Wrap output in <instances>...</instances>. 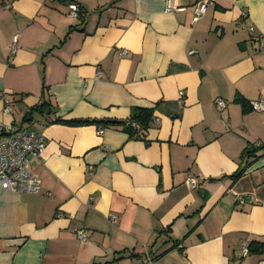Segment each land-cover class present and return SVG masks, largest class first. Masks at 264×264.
Returning a JSON list of instances; mask_svg holds the SVG:
<instances>
[{"label":"crops","instance_id":"1","mask_svg":"<svg viewBox=\"0 0 264 264\" xmlns=\"http://www.w3.org/2000/svg\"><path fill=\"white\" fill-rule=\"evenodd\" d=\"M71 1L84 24L72 3L0 0V125L47 137L41 192L0 184V264H264L242 252L264 242V150L245 156L264 145V0H211L197 23L200 0ZM45 100L55 112L24 122ZM158 103L142 139L56 122Z\"/></svg>","mask_w":264,"mask_h":264},{"label":"built area","instance_id":"2","mask_svg":"<svg viewBox=\"0 0 264 264\" xmlns=\"http://www.w3.org/2000/svg\"><path fill=\"white\" fill-rule=\"evenodd\" d=\"M175 0H167V12L175 10H183L177 7ZM211 0H200L193 8V22H199L208 12ZM71 14L74 18L80 19L82 9L77 3L70 5ZM252 32L254 28L250 29ZM260 49L264 51V44H260ZM19 50V35H15L11 46V51L16 54ZM195 53L192 51L191 54ZM126 51L122 52L125 56ZM184 94V93H182ZM219 110L223 111L227 108L226 101L217 100ZM255 111H264V101L252 103ZM6 112H12L10 104L7 106ZM47 148V137L45 135L38 136L33 132L27 131L22 127L5 128L0 125V184L6 190L21 194H38L41 192L42 183L36 177L31 168L34 160L40 159ZM189 186L194 189L197 187V179H188ZM237 201L241 204L245 203V199L240 197L236 192ZM116 221V217H113ZM77 237L82 243L88 242L87 233L84 230H77ZM242 252L245 256L250 254L249 246L244 245ZM147 262H151L147 259Z\"/></svg>","mask_w":264,"mask_h":264},{"label":"trees","instance_id":"3","mask_svg":"<svg viewBox=\"0 0 264 264\" xmlns=\"http://www.w3.org/2000/svg\"><path fill=\"white\" fill-rule=\"evenodd\" d=\"M64 4H71V0H60ZM81 7V6H80ZM82 13L80 16V22L82 24L86 21V13L83 7H81ZM74 29V28H73ZM76 29V27H75ZM72 30V29H71ZM47 87H44V91L46 92ZM160 107V103L153 108H142L137 107L133 110L131 117L127 121H117V120H64L58 119L57 123H62L69 126H89L96 125L101 128H107L110 126H124V131L127 132L131 138L134 139H142L144 136V132L148 131L155 119L156 112ZM56 108L49 101H44L39 106L33 108L29 111L25 118L24 122H32L34 119L35 113L45 114L55 112ZM264 150V145H257L253 147V149L249 150L245 156L249 158H254V161L251 163H247V168L252 165L256 160L261 158L263 155H259L258 153ZM245 169H240L237 173H235L232 178L235 180H239L246 172ZM250 254H258L264 255V242H254L249 246Z\"/></svg>","mask_w":264,"mask_h":264}]
</instances>
